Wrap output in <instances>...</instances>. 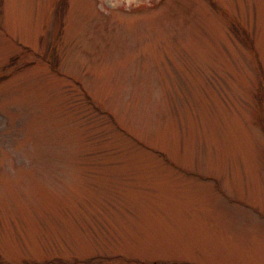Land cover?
<instances>
[{"label":"rangeland","instance_id":"374dc122","mask_svg":"<svg viewBox=\"0 0 264 264\" xmlns=\"http://www.w3.org/2000/svg\"><path fill=\"white\" fill-rule=\"evenodd\" d=\"M0 264H264V0H0Z\"/></svg>","mask_w":264,"mask_h":264}]
</instances>
